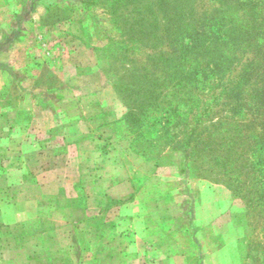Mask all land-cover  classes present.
Wrapping results in <instances>:
<instances>
[{"label": "rangeland", "instance_id": "obj_1", "mask_svg": "<svg viewBox=\"0 0 264 264\" xmlns=\"http://www.w3.org/2000/svg\"><path fill=\"white\" fill-rule=\"evenodd\" d=\"M115 21L100 0H0V258L15 237L44 264H264L223 178L133 153L96 51Z\"/></svg>", "mask_w": 264, "mask_h": 264}, {"label": "trees", "instance_id": "obj_2", "mask_svg": "<svg viewBox=\"0 0 264 264\" xmlns=\"http://www.w3.org/2000/svg\"><path fill=\"white\" fill-rule=\"evenodd\" d=\"M100 1L119 23L99 69L144 144L133 153L155 168L176 153L223 178L264 247V0Z\"/></svg>", "mask_w": 264, "mask_h": 264}, {"label": "crops", "instance_id": "obj_3", "mask_svg": "<svg viewBox=\"0 0 264 264\" xmlns=\"http://www.w3.org/2000/svg\"><path fill=\"white\" fill-rule=\"evenodd\" d=\"M110 194V195H109ZM126 194V193H125ZM125 194L123 195V196H121V197H124L125 196ZM121 197H115V196H111V192L109 193L108 192V194H107V197H106V199L107 200H114V199H117V198H121ZM216 208H219V206H220V203L219 202H217L216 204ZM224 213V212H223ZM222 213V214H223ZM241 226H243V225H238V229L241 231ZM235 228H237V227H235ZM243 228V227H242ZM139 237L141 238V240L143 241V234L140 232L139 234ZM13 240H14V243L16 244V245H12V246H10V247H14L13 249H12V251H11V249H9L8 250V248H7V250H6V252L8 253V254H6V255H3L2 254V256H1V258H0V264H44V261H42V260H33L32 258H33V251L31 252L32 254H30V249H31V247H28V251H27V253H25V255L23 256V258L22 259H17V254H15L13 251L16 249V248H21V249H27V247L26 246H22V245H17V243H18V240H19V238H15V237H13L12 238ZM25 242H27V241H25ZM19 244H22V240H21V243H19ZM36 248H39L38 250H42L43 249V247H33L31 250H34V249H36ZM10 252V253H9ZM11 252H13V256H11Z\"/></svg>", "mask_w": 264, "mask_h": 264}]
</instances>
